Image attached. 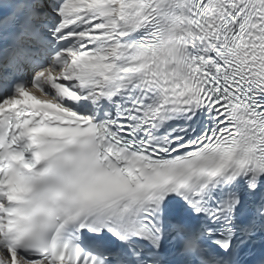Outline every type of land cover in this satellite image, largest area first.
<instances>
[{
    "label": "snow or ice",
    "instance_id": "obj_1",
    "mask_svg": "<svg viewBox=\"0 0 264 264\" xmlns=\"http://www.w3.org/2000/svg\"><path fill=\"white\" fill-rule=\"evenodd\" d=\"M0 264H264V0H0Z\"/></svg>",
    "mask_w": 264,
    "mask_h": 264
}]
</instances>
